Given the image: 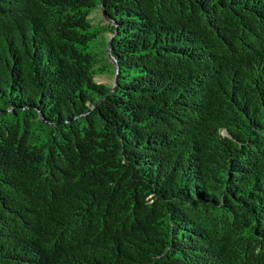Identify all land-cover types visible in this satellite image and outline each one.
<instances>
[{"label": "trees", "instance_id": "16d2710c", "mask_svg": "<svg viewBox=\"0 0 264 264\" xmlns=\"http://www.w3.org/2000/svg\"><path fill=\"white\" fill-rule=\"evenodd\" d=\"M0 264H264V0H0Z\"/></svg>", "mask_w": 264, "mask_h": 264}, {"label": "rangeland", "instance_id": "374dc122", "mask_svg": "<svg viewBox=\"0 0 264 264\" xmlns=\"http://www.w3.org/2000/svg\"><path fill=\"white\" fill-rule=\"evenodd\" d=\"M90 16H91L93 22H100V21H102V23L105 24L106 21H109L107 18L104 17V14L102 13L101 8H98L97 10L93 11ZM103 19H104V22H103ZM98 45H99V48L101 50V47L100 46L102 45V43L101 42H98ZM97 79H99L100 81H105V77L103 75L98 76Z\"/></svg>", "mask_w": 264, "mask_h": 264}, {"label": "water", "instance_id": "95a60500", "mask_svg": "<svg viewBox=\"0 0 264 264\" xmlns=\"http://www.w3.org/2000/svg\"><path fill=\"white\" fill-rule=\"evenodd\" d=\"M104 17L105 18H107L109 21H110V18L104 13ZM110 45H111V41H110ZM110 45H109V50H110ZM114 61V64L116 65V67H117V70H118V68H119V64L117 63V61L115 60V59H113Z\"/></svg>", "mask_w": 264, "mask_h": 264}]
</instances>
